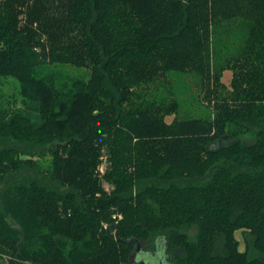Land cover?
Segmentation results:
<instances>
[{
  "label": "trees",
  "instance_id": "16d2710c",
  "mask_svg": "<svg viewBox=\"0 0 264 264\" xmlns=\"http://www.w3.org/2000/svg\"><path fill=\"white\" fill-rule=\"evenodd\" d=\"M52 63L91 73L63 84ZM168 71L198 76L210 117L140 87ZM5 78L35 114L0 105V264H130L132 238L173 264H264V0H0Z\"/></svg>",
  "mask_w": 264,
  "mask_h": 264
},
{
  "label": "rangeland",
  "instance_id": "374dc122",
  "mask_svg": "<svg viewBox=\"0 0 264 264\" xmlns=\"http://www.w3.org/2000/svg\"><path fill=\"white\" fill-rule=\"evenodd\" d=\"M222 31L221 37L218 39V43H214L212 46L211 59L214 64L220 65L223 62L224 57H229L234 55L243 39L244 36L240 31L234 29ZM46 73L54 75L58 82L63 84H70L74 78H81L87 80L90 76V67H77L72 64H62V63H52L46 65L44 70ZM232 78V70L226 67L222 70L220 77V82L226 87H229L230 80ZM18 82L13 78H5L0 84V105L2 107H7L10 110H24L30 114H35L32 108L23 103L22 98L19 94ZM140 87H143L145 91L152 95H158L170 98L174 97L178 104V115L179 116H200V117H210L213 113L212 101L209 102L202 92L200 86V81L198 76L192 72H178V71H168L164 73H159L156 79L153 81L143 82ZM174 117V114L167 115L165 117L166 121L170 122ZM232 131H239L238 128H231ZM240 139L245 143H251L253 137L248 133H240ZM222 141H227V139H221L218 141L220 144ZM40 167L46 170L51 168V156L42 157L37 160ZM107 166L105 157H103L100 163L99 170L103 172ZM100 173V172H99ZM101 175L103 173H100ZM106 189L109 188L107 183H104ZM121 216H119L120 218ZM196 229L194 227L189 231L190 237L195 236ZM235 235L239 241V250H244L245 248V231L241 229L235 230ZM143 247H148L152 249L149 242L141 241ZM131 260V259H130Z\"/></svg>",
  "mask_w": 264,
  "mask_h": 264
},
{
  "label": "flooded vegetation",
  "instance_id": "af4514ba",
  "mask_svg": "<svg viewBox=\"0 0 264 264\" xmlns=\"http://www.w3.org/2000/svg\"><path fill=\"white\" fill-rule=\"evenodd\" d=\"M156 243L158 246L154 247L153 250L148 247H143L141 242L136 250L134 244L133 251L129 258L130 264H141V261H144L147 264H173L171 254L164 246V240L159 239ZM157 250H159L158 253Z\"/></svg>",
  "mask_w": 264,
  "mask_h": 264
},
{
  "label": "water",
  "instance_id": "95a60500",
  "mask_svg": "<svg viewBox=\"0 0 264 264\" xmlns=\"http://www.w3.org/2000/svg\"><path fill=\"white\" fill-rule=\"evenodd\" d=\"M114 227H115L114 224L109 225V227H108L109 232H111V231L114 229ZM118 239H119L120 241H124V240H122L121 238H118ZM131 240L135 241V246H136V250H137V249H138V246H139V244H140L139 240L136 239V238H132V239H129L128 241H131ZM141 264H147V263H145L144 261H141Z\"/></svg>",
  "mask_w": 264,
  "mask_h": 264
},
{
  "label": "crops",
  "instance_id": "0c3cea01",
  "mask_svg": "<svg viewBox=\"0 0 264 264\" xmlns=\"http://www.w3.org/2000/svg\"><path fill=\"white\" fill-rule=\"evenodd\" d=\"M236 236V235H235ZM237 238V237H236Z\"/></svg>",
  "mask_w": 264,
  "mask_h": 264
}]
</instances>
